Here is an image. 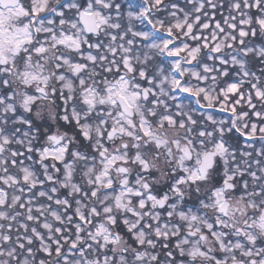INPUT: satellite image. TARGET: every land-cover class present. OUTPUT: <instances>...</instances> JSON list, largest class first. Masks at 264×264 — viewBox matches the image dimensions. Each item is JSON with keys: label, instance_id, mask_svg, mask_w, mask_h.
Returning <instances> with one entry per match:
<instances>
[{"label": "snow or ice", "instance_id": "snow-or-ice-1", "mask_svg": "<svg viewBox=\"0 0 264 264\" xmlns=\"http://www.w3.org/2000/svg\"><path fill=\"white\" fill-rule=\"evenodd\" d=\"M0 264H264V0H0Z\"/></svg>", "mask_w": 264, "mask_h": 264}]
</instances>
